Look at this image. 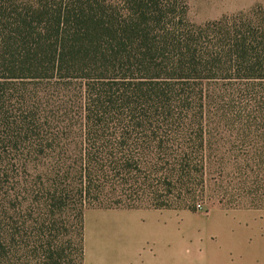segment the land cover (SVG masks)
<instances>
[{
    "label": "trees",
    "instance_id": "1",
    "mask_svg": "<svg viewBox=\"0 0 264 264\" xmlns=\"http://www.w3.org/2000/svg\"><path fill=\"white\" fill-rule=\"evenodd\" d=\"M187 10L0 0V264H61L67 213L81 234L85 209H166L204 189L212 136L185 105L196 83L264 80V5L202 25ZM251 163L240 190L255 194ZM76 240L67 264H82Z\"/></svg>",
    "mask_w": 264,
    "mask_h": 264
},
{
    "label": "rangeland",
    "instance_id": "2",
    "mask_svg": "<svg viewBox=\"0 0 264 264\" xmlns=\"http://www.w3.org/2000/svg\"><path fill=\"white\" fill-rule=\"evenodd\" d=\"M257 5H264V0H187L186 17L192 24L202 25L246 13ZM196 89L202 90V96L185 106L197 119L204 118L212 136L205 158L204 189L194 195L175 193L163 198L168 208L156 210L165 214L166 225H159L165 238L153 237L151 226L155 225L118 228L120 225L111 221L110 225H90L97 216L134 209H85L81 234L70 226L77 222L73 214L67 213L62 224L67 225L66 232H61L54 243L62 251L61 264L77 255L79 235L82 264H86L87 250L98 244L97 230L104 226L107 234H111L110 227L118 231L117 246H141L143 250L155 244L164 246L167 264H264V80L204 81L196 83ZM169 105L176 103L170 101ZM249 131L252 133L248 134ZM253 159L257 164V194H251L250 180L244 181L248 190H240L246 162L252 165ZM200 160L198 156L192 158L196 164ZM252 201L261 207L252 206ZM23 263L21 258L17 264Z\"/></svg>",
    "mask_w": 264,
    "mask_h": 264
},
{
    "label": "crops",
    "instance_id": "3",
    "mask_svg": "<svg viewBox=\"0 0 264 264\" xmlns=\"http://www.w3.org/2000/svg\"><path fill=\"white\" fill-rule=\"evenodd\" d=\"M110 216V217H109ZM164 220L165 214L157 212V210H144L134 209L130 212H123L111 215H100L96 217L90 225H110L108 222L115 225H155L153 237L165 238L163 230L159 225H166ZM99 226H96V229ZM106 226L98 229V240L95 246H90L87 250L86 264H167L165 259L166 249L164 246L150 245L147 249L139 247H121L117 246L115 241L116 229L110 231L111 234H107ZM165 231V230H164ZM162 232V235H161Z\"/></svg>",
    "mask_w": 264,
    "mask_h": 264
}]
</instances>
